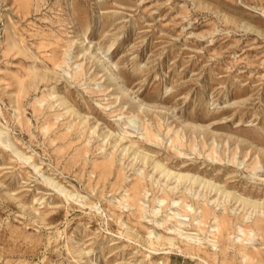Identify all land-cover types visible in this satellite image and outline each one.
Wrapping results in <instances>:
<instances>
[{"label": "rangeland", "instance_id": "obj_1", "mask_svg": "<svg viewBox=\"0 0 264 264\" xmlns=\"http://www.w3.org/2000/svg\"><path fill=\"white\" fill-rule=\"evenodd\" d=\"M0 264H264V0H0Z\"/></svg>", "mask_w": 264, "mask_h": 264}, {"label": "bare ground", "instance_id": "obj_2", "mask_svg": "<svg viewBox=\"0 0 264 264\" xmlns=\"http://www.w3.org/2000/svg\"><path fill=\"white\" fill-rule=\"evenodd\" d=\"M109 46H110V45H109ZM49 60H50L51 62H53V64H60V63L57 62V57H51V56H50V57H49ZM77 75H78V72H77V71L72 73V77H73V78H77V77H76ZM116 78H117V77H116ZM21 85H22V84H21ZM19 86H20V85H19ZM18 95H19V94H17V96H18ZM18 97H20V95H19ZM20 98H21V97H20ZM20 98H19L18 102H20V100H21ZM20 106H21V105H20ZM16 112H17V111H16ZM17 113H18V112H17ZM17 113H16V114H17ZM18 119H20V118H18ZM2 140H3V139H2ZM5 141H6V140H5ZM3 142H4V140H3ZM154 165L157 166V167L162 168V165H161L160 163H158V162H155ZM162 170H163V168H162ZM166 173H169V171H166ZM184 176H185V175H179V177H184ZM174 202H176V201H174ZM251 203H253V202L251 201ZM215 216H216V215H215ZM242 230H243V229H242ZM186 236H187V235H186ZM170 239H171V238H170ZM168 241H170V240H168ZM155 251H156V249H155ZM159 251H160V250H159ZM199 257H200V256H199ZM203 260H204V259H203ZM204 261H205V260H204Z\"/></svg>", "mask_w": 264, "mask_h": 264}]
</instances>
